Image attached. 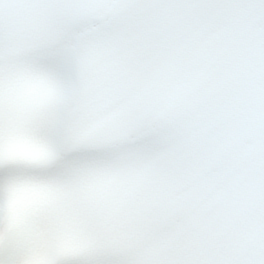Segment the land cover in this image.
Returning a JSON list of instances; mask_svg holds the SVG:
<instances>
[{"label":"snow or ice","instance_id":"obj_1","mask_svg":"<svg viewBox=\"0 0 264 264\" xmlns=\"http://www.w3.org/2000/svg\"><path fill=\"white\" fill-rule=\"evenodd\" d=\"M0 264H264V0H0Z\"/></svg>","mask_w":264,"mask_h":264}]
</instances>
